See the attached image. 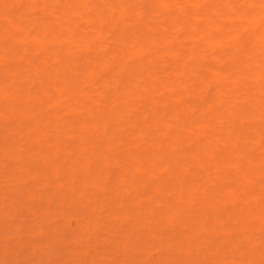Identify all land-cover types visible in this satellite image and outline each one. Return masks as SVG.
I'll use <instances>...</instances> for the list:
<instances>
[{"label":"bare ground","instance_id":"bare-ground-1","mask_svg":"<svg viewBox=\"0 0 264 264\" xmlns=\"http://www.w3.org/2000/svg\"><path fill=\"white\" fill-rule=\"evenodd\" d=\"M0 75L35 132L89 121L109 150L132 131L201 170L264 167V0H0Z\"/></svg>","mask_w":264,"mask_h":264},{"label":"rangeland","instance_id":"rangeland-1","mask_svg":"<svg viewBox=\"0 0 264 264\" xmlns=\"http://www.w3.org/2000/svg\"><path fill=\"white\" fill-rule=\"evenodd\" d=\"M5 83L0 264H264V167L231 178L238 163L203 154L201 170L188 144L163 157L132 131L109 150L89 121L35 132L20 113L38 105H9Z\"/></svg>","mask_w":264,"mask_h":264}]
</instances>
